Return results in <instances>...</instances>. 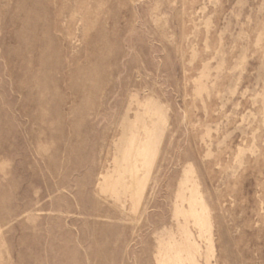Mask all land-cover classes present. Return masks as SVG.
<instances>
[{
    "label": "rangeland",
    "instance_id": "obj_1",
    "mask_svg": "<svg viewBox=\"0 0 264 264\" xmlns=\"http://www.w3.org/2000/svg\"><path fill=\"white\" fill-rule=\"evenodd\" d=\"M0 264H264V0H0Z\"/></svg>",
    "mask_w": 264,
    "mask_h": 264
}]
</instances>
